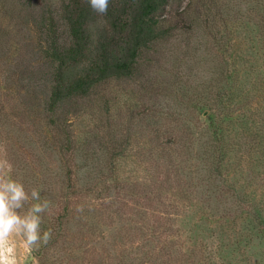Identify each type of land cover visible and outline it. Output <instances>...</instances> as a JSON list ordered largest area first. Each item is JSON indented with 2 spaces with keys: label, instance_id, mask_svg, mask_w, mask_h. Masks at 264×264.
I'll use <instances>...</instances> for the list:
<instances>
[{
  "label": "rangeland",
  "instance_id": "1",
  "mask_svg": "<svg viewBox=\"0 0 264 264\" xmlns=\"http://www.w3.org/2000/svg\"><path fill=\"white\" fill-rule=\"evenodd\" d=\"M48 1L55 3L58 0ZM32 2L42 5L41 0ZM18 3V0H0V40L2 32L12 29L14 22H18L13 15V4ZM201 3H204V8L198 10ZM252 6L250 0H167L164 11L157 14V19H167L166 26L174 30L169 32L166 39L156 42L143 57L146 75L142 81L144 85L146 82L156 85L160 95L153 98L152 94H148L140 99L135 93L140 80L129 81V84L123 81L104 84L91 96L65 107L67 116L61 114L65 120L57 123V127L67 130V134L61 131L57 134L61 140L51 138L49 130L53 131L55 126L49 128L46 125L49 118L42 113L40 102L47 92V82L41 76L36 78L40 80L37 82L33 81L34 77L31 79L30 89L40 97L38 107L32 109L31 114H18L12 130H8L7 125H0V160H6L11 165L12 178L22 182L29 193L35 188L42 199L49 201V209L43 214L41 224V232L49 231L51 235L45 244L48 256L44 264H115L119 257H123V260H128L129 256L147 259L146 251L150 257L147 264H167L173 256L178 259V264H264L263 174L251 177L245 173L243 191L247 193L243 195L240 191L237 199L236 192L225 187L219 195L198 192L195 185L198 174L195 170L200 171V165L197 167L196 158L189 156L191 159L184 158L183 161H187L182 162L179 168L184 178L187 175L186 181L196 186V192L191 194L194 199L192 203H196L194 207H170L167 201L161 200L162 203L153 206L156 212L140 208V212L148 216L153 213V217H169L168 221L159 219L158 225L149 232L136 231L140 226L137 223L139 216L134 214L133 208L138 207L131 205L130 213L119 217L101 209L104 196L112 195L116 190L109 179L112 175L109 162L113 160L110 152L114 145L115 148L126 147V156L114 158L120 181L144 177L148 179L145 183L144 180L139 182L141 187L149 191L153 188L150 174L156 164L153 163L152 167V161L157 157L156 149L162 140L153 136L149 117L141 119L133 116L129 120L130 115L136 113L139 102H155L160 112L158 115L166 116L167 112L172 111L175 117L191 128L194 123L196 126V119L199 118L205 129L197 128L193 137L200 143L208 137L212 128L209 123L214 121V116L205 104L199 102L201 97L197 86L204 83V94L209 93V97L215 91L214 83L210 81L213 77V63L210 60L215 50V39L211 36L218 38L223 31H218V26H215L219 17L217 10L227 23L234 21V17H241L240 21L235 22L239 25L247 18ZM205 18L209 19L210 26L204 28L201 21ZM21 22H25L24 37L35 40L32 20L25 18ZM236 40L246 43L247 37L243 34ZM19 45L20 51L17 50ZM22 46L20 43L16 48L12 47V53L8 54L11 63L18 65L20 70H37L41 62L37 61L36 50L32 45L26 48ZM29 82L30 79L25 78L21 84L27 85ZM5 85L2 76L0 100L9 106V96L13 94L5 90ZM60 144L67 145L68 149L61 151ZM177 145L176 155L173 154L176 161L185 155L178 149L181 145ZM195 147L198 152L200 147ZM165 163L167 161L163 159L158 164ZM161 165L157 171L162 170ZM176 169L173 170L174 174ZM178 171L180 173V169ZM68 178L81 192L78 199L71 200H76L77 206H70L67 225L62 231L64 237H59L56 217L62 210L61 201H65L64 196H59L61 190L65 194ZM191 183L186 182V188L191 187ZM88 187L90 190H87ZM220 198L227 199L226 204L221 203ZM240 199L248 202L240 205ZM228 201L233 203L230 211L223 208L224 205L228 206ZM251 205H255L254 210ZM163 211L167 215H163ZM255 214L261 215L256 219ZM76 218L82 222H77ZM13 239L17 244V264H42L32 251L24 250L20 237ZM145 243L152 244L148 250L144 247ZM40 246L42 243L35 248L39 249Z\"/></svg>",
  "mask_w": 264,
  "mask_h": 264
},
{
  "label": "trees",
  "instance_id": "2",
  "mask_svg": "<svg viewBox=\"0 0 264 264\" xmlns=\"http://www.w3.org/2000/svg\"><path fill=\"white\" fill-rule=\"evenodd\" d=\"M18 1L20 3L13 4V15L18 22H14L12 29H6V33L3 31L0 40V77L3 76V81L7 84L5 90L13 94L9 96V106L0 100L1 126L7 125L8 130H12L16 124L14 118L18 114H31L32 109L38 107L40 97L35 90L30 89V85L33 81H40L36 80L40 76L47 82V92L40 104L43 106L42 113L49 118L46 125L49 128L55 126L53 131L49 130L54 140H61L57 135L60 131L67 134L64 127H57L58 121L65 120L61 118V114L67 116L65 107L91 96L104 84L112 81L129 84V81L140 80L141 83L135 89L140 99L148 94H152L153 98L160 95V89L156 85L152 82L144 85L142 81L146 75L143 57L156 42L166 39L169 32L174 30L166 26L167 19H157V14L164 11L167 0H110L105 16H98L93 12L86 0H58L55 3L41 0L40 6L33 4V0ZM250 2L253 6L247 18L239 25L235 22L240 21L241 17H234V21L227 23L217 10L219 17L215 26H218V31H223L218 38L211 36L215 39V50L210 60L213 63V77L210 81L214 83L215 91L209 97V93L204 94V83L197 86L201 97L199 102L205 104L214 116V121L209 123L212 128L209 129L208 137L202 143L193 137L197 128L205 129L199 118L196 119V126L194 123L191 128L175 117L172 111L167 112L166 116L158 115L160 112L155 102H139L135 108L136 113L130 115L129 120L133 116L141 119L149 117L153 136L162 140L156 149L157 157L152 161V167L153 163L156 165L155 169H151L150 185L153 188L150 191L139 184L141 180L145 183L148 178L132 177V181H120L114 158L126 156V147L112 146L110 156L113 160L109 162L112 175L109 179L116 190L112 195L104 196L101 209L109 210L112 215L119 217L130 213L128 210L132 208L131 205L138 207L133 208L134 214L139 216L137 223L140 226L136 231H153L159 219L169 220L167 216L153 217V213L148 216L140 212V208L156 212L157 209L153 211V206L161 200L167 201L170 207H194L196 203H192L194 199L191 194L196 192V186L198 192H214L218 195L225 187L236 192L237 199L240 191L243 195L247 193L243 191L245 180L242 179L245 173L251 177L264 175V0ZM203 8L204 3H201L198 10ZM25 18L32 20L35 40L24 37L25 22L21 20ZM201 24L204 28L209 27V19H202ZM243 34L247 37L246 43L237 42V37ZM20 43L23 48L33 46L38 55L37 61L43 67L39 66L37 70H20L18 65L11 63L8 54L12 53L13 46L16 48ZM19 49L20 45L17 50ZM25 78L30 79L27 85L21 84ZM178 143L181 145L178 149L185 155L176 161L175 145ZM195 146L200 147L198 152ZM67 149V145L60 144L61 151L65 152ZM159 155L167 163L158 164L163 160ZM189 156L197 159V167L200 165V171L195 170L198 174L196 186L186 181L187 175L184 178L182 169L179 168L182 162L187 161H183L184 158L191 159ZM160 165L162 170L157 171ZM174 168H177L175 174ZM186 182L192 186L186 188ZM66 183L67 195L61 190L59 197L64 196L65 201H61L62 210L56 217L59 237H64L62 231L67 225L70 206H77V201L71 200L78 199L81 192L70 178ZM226 200L220 198L219 201L226 204ZM242 200L244 199H240V205L248 202ZM232 205L228 201L229 207L224 205L223 208L230 211ZM251 208L254 210L255 205H251ZM164 214L167 215L165 211ZM259 215L261 214H255L254 217L257 219ZM78 220L81 221L76 218L77 222ZM146 235L147 233L144 234ZM151 245L145 243L144 247L148 250ZM46 249L42 243L39 249L31 250L42 264L48 256ZM144 253L149 259L148 252ZM147 259L129 256L128 260H123V257H119L115 264H147ZM167 264H178V259L173 256Z\"/></svg>",
  "mask_w": 264,
  "mask_h": 264
},
{
  "label": "clouds",
  "instance_id": "3",
  "mask_svg": "<svg viewBox=\"0 0 264 264\" xmlns=\"http://www.w3.org/2000/svg\"><path fill=\"white\" fill-rule=\"evenodd\" d=\"M86 3L98 16L107 15L110 0ZM48 209L49 201L35 188L29 193L22 182L12 178L11 165L0 160V264H17L13 237H20L21 246L29 252L49 242L50 232H41L42 216Z\"/></svg>",
  "mask_w": 264,
  "mask_h": 264
}]
</instances>
